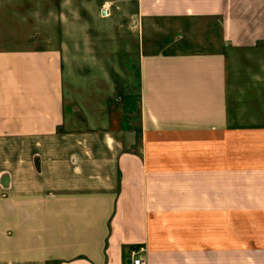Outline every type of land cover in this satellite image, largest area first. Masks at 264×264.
I'll return each instance as SVG.
<instances>
[{
    "label": "crops",
    "instance_id": "crops-1",
    "mask_svg": "<svg viewBox=\"0 0 264 264\" xmlns=\"http://www.w3.org/2000/svg\"><path fill=\"white\" fill-rule=\"evenodd\" d=\"M119 1L136 93L94 128L65 110L69 0L2 1L0 264H264V0Z\"/></svg>",
    "mask_w": 264,
    "mask_h": 264
},
{
    "label": "rangeland",
    "instance_id": "rangeland-1",
    "mask_svg": "<svg viewBox=\"0 0 264 264\" xmlns=\"http://www.w3.org/2000/svg\"><path fill=\"white\" fill-rule=\"evenodd\" d=\"M2 1L0 0V17L4 18V21L7 20L6 23L13 25L16 19L8 20L11 15L7 12V2ZM60 1L64 0H52V5H59ZM16 2H19V0H8V3L11 4H16ZM86 2L91 3L90 6H87ZM100 2L102 1L69 0V28L53 30L58 41H63L66 46L68 59L65 63L69 66L71 74L74 75L72 76L69 68L66 67L64 77L65 110L69 115V120H71L72 105L75 102V105L82 109L88 120L87 125L81 124L84 128L102 126L103 121L99 116L107 119L110 123L121 119L120 116H123V110L120 107L124 104V98L129 99L131 98L130 96L136 93L135 85L131 83L133 71L130 66L132 63L135 64L134 57L132 58L134 56V48L132 46L126 48L125 44H123L124 33L128 37L131 36L126 28L123 27L122 31L117 29L118 23H125L126 15L121 14L119 16L115 14V7L120 1L111 0L108 4L109 17L93 18V13L88 10H97L98 14L104 5L99 4ZM28 3L29 1H22L21 5L26 6ZM114 15H117L116 18H113L115 17ZM98 36L99 38L101 36H110L112 39L110 44L107 43L103 46L102 50L107 54L105 60L93 61L91 55L94 50H97L96 47L98 45L95 47L94 41ZM6 38L4 44L7 47L26 45L24 42H14L9 37ZM123 54L127 58L129 57L128 61L125 60ZM93 63L95 64L92 65ZM111 106H113V109Z\"/></svg>",
    "mask_w": 264,
    "mask_h": 264
},
{
    "label": "built area",
    "instance_id": "built-area-1",
    "mask_svg": "<svg viewBox=\"0 0 264 264\" xmlns=\"http://www.w3.org/2000/svg\"><path fill=\"white\" fill-rule=\"evenodd\" d=\"M104 16L108 15V10L104 8L102 11ZM131 262L130 264H144V260L137 255L135 251L130 253Z\"/></svg>",
    "mask_w": 264,
    "mask_h": 264
},
{
    "label": "water",
    "instance_id": "water-1",
    "mask_svg": "<svg viewBox=\"0 0 264 264\" xmlns=\"http://www.w3.org/2000/svg\"><path fill=\"white\" fill-rule=\"evenodd\" d=\"M102 14H103V12H102Z\"/></svg>",
    "mask_w": 264,
    "mask_h": 264
}]
</instances>
